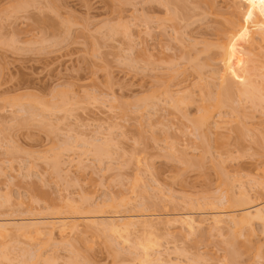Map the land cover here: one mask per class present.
<instances>
[{
  "label": "rangeland",
  "instance_id": "1",
  "mask_svg": "<svg viewBox=\"0 0 264 264\" xmlns=\"http://www.w3.org/2000/svg\"><path fill=\"white\" fill-rule=\"evenodd\" d=\"M262 10L255 0H0V223L201 220L237 211L227 201L240 190L251 198L243 208L264 205ZM224 20L237 30L246 22L256 42L237 33L228 61L220 29L234 25ZM242 77L263 97L241 94ZM225 86L232 101L204 122L202 104ZM209 221L193 232L162 224L152 254L171 264H264V235L234 244L230 225L217 231ZM80 229L8 233L0 264H141L142 233Z\"/></svg>",
  "mask_w": 264,
  "mask_h": 264
},
{
  "label": "bare ground",
  "instance_id": "2",
  "mask_svg": "<svg viewBox=\"0 0 264 264\" xmlns=\"http://www.w3.org/2000/svg\"><path fill=\"white\" fill-rule=\"evenodd\" d=\"M253 1V0H252ZM255 1H257L258 2V6H260L261 5V7H262V11H263V13H262V15H263V17H264V0H255ZM166 2V1H165ZM251 2V1H250ZM251 4H252V2H251ZM207 5H208V3H207ZM253 5V4H252ZM254 5H256V4H254ZM253 5V6H254ZM214 8V7H213ZM212 9V8H211ZM250 9V8H249ZM252 10V9H251ZM247 12H251V11H247ZM257 12V11H256ZM246 13V12H245ZM252 13H253V11H252ZM258 13V12H257ZM247 14V13H246ZM246 14H244V16H246ZM249 14H251V13H248V17H253L254 16V14H253V16H249ZM259 14V13H258ZM258 14H256L257 16H258ZM240 15H242V14H240ZM260 15V14H259ZM243 15L241 16V17H244ZM248 17H246V18H248ZM259 17H262L261 15L260 16H258V18ZM245 18V19H246ZM249 18V19H250ZM256 18V17H255ZM176 19V18H175ZM219 19V18H218ZM228 19V18H227ZM233 19V18H232ZM242 19V18H241ZM252 19V18H251ZM252 20H254V18L252 19ZM252 20H251V23H252ZM234 21V20H233ZM232 21V22H233ZM248 21V20H247ZM224 22H226L225 20H224ZM228 22L229 21H227L225 24L227 25V26H230V25H234V27H226L225 25H224V27H226V28H224L223 27V29H220L221 31H220V33H221V35L220 36H223L224 38H225V42H224V40L222 41L223 43H222V45L220 46V44H218L219 46V50H221V53L220 54H222L221 56L223 57V58H225L226 60L227 59H229V57H230V55H231V49H232V47H231V43H233L234 42V40L236 41V39L237 40H239L238 39V37H239V34L237 35V33H240L241 34V36L242 37H244L243 39L246 41V43H247V45L249 46V47H251L250 45L253 43L254 44V42H255V34H254V31H251V29H250V27L247 25V23H246V25H245V23H242V25L240 26V27H238L239 28V30H237V28L235 29V26H236V24L234 23H232V22H230L229 23V25H228ZM238 22V21H237ZM241 22H243V20L241 21ZM249 22V21H248ZM232 23V24H231ZM241 24V23H240ZM239 24V25H240ZM244 24V25H243ZM238 25V24H237ZM263 24H261V23H257V24H255L254 26H255V28H261V27H263L262 26ZM219 36V37H220ZM241 38V37H240ZM227 40V41H226ZM241 40V39H240ZM243 40V41H244ZM257 40V39H256ZM242 41V40H241ZM227 42V43H226ZM224 43H226V44H224ZM238 43H240L241 45H243L240 41L238 42ZM244 43V42H243ZM246 43H245V45L244 46H246V48H248L247 47V45H246ZM256 43V42H255ZM237 44V43H236ZM252 44V45H253ZM209 46L211 45V44H208ZM256 44H254V46H255ZM211 46H213V45H211ZM243 46V47H244ZM253 46V47H254ZM212 48V47H211ZM213 48H217L216 46L215 47H213ZM243 49V48H242ZM249 49V48H248ZM250 50V49H249ZM205 52V51H204ZM202 53V52H201ZM198 56V55H197ZM221 58V57H220ZM197 59V58H196ZM214 59V58H213ZM238 59V58H237ZM236 59V60H237ZM240 59V58H239ZM191 60V59H190ZM224 60V59H223ZM226 60H225V62H226ZM228 61V60H227ZM241 61H243V60H241ZM240 61V65H241V62ZM189 63V62H188ZM192 63V62H191ZM201 63V62H200ZM203 63V62H202ZM235 64V66H236V64L237 63H234ZM238 64V65H239ZM198 66V65H197ZM196 66V67H197ZM241 66H243V65H241ZM244 67V66H243ZM235 68H239V66L238 67H234V69ZM242 68V67H241ZM197 69V68H196ZM229 69V68H228ZM199 71H201V70H199ZM232 71V70H231ZM236 71V70H235ZM242 71V70H241ZM244 71V70H243ZM228 72V71H227ZM231 73V72H230ZM236 73V72H235ZM228 74V73H227ZM232 74V73H231ZM230 74V75H231ZM235 75V74H234ZM217 76V75H216ZM223 76H224V74H223ZM233 76V75H232ZM245 76V75H244ZM215 77V76H214ZM235 77V76H234ZM241 77V76H240ZM232 78V77H231ZM242 78H244V77H242ZM202 79V78H201ZM226 79V78H225ZM235 79V78H234ZM244 79H246V77L244 78ZM227 81H228V79H227ZM235 81V80H234ZM238 81V80H237ZM240 81V80H239ZM201 82V81H200ZM223 82H225V81H223ZM236 82V81H235ZM239 83V82H238ZM238 83H236V85L238 84ZM250 84V83H249ZM249 84H248V81H247V79L246 80H243V79H241V85L244 87V88H246V89H243L244 91L243 92H241V94H251V92L255 89V88H249L248 86H249ZM228 85H230V84H228ZM233 85V84H232ZM239 85H240V83H239ZM226 87V86H225ZM224 87V88H225ZM237 87V86H236ZM243 87H241V88H243ZM239 88H240V86H239ZM234 89V88H233ZM236 89V88H235ZM248 89V90H247ZM249 89H251V90H249ZM222 90H223V88H222ZM232 90V89H231ZM245 90H247V91H245ZM256 90V89H255ZM254 90V93H256L257 95H259L260 97H263V96H261L262 95V93H260V92H257V91H255ZM258 90V89H257ZM211 91V90H210ZM218 91V90H217ZM239 92H240V89L238 90ZM242 91V90H241ZM249 91V93H246V92H248ZM251 91V92H250ZM258 91H262V90H258ZM208 93V92H207ZM215 93V92H214ZM258 93H260V94H258ZM210 94V93H209ZM218 94V93H217ZM207 95V94H206ZM211 95V94H210ZM209 95V96H210ZM219 96L218 97H216V98H213L214 100H211L212 99V96H213V94H212V96L210 97L211 99L206 103L205 101V99L203 100L204 102H205V104L203 105L202 104V108L200 109V110H202V111H204V113L206 114V116H204V117H206L205 118V121L204 122H206L207 120H208V118H209V114H210V111H211V109H213V110H219L223 105H225L226 103L228 104V103H230V100H231V91H230V87H226L225 88V90L224 91H222L221 93H219L218 94ZM234 95V94H233ZM252 95H255V94H253L252 93ZM251 95V96H252ZM244 96H246V95H244ZM207 97V96H206ZM255 97V96H254ZM256 97H258V96H256ZM260 97H258V99L260 100ZM235 98H236V96H235ZM189 99V98H188ZM191 99V98H190ZM207 99V98H206ZM264 98H262L261 100H263ZM260 100V101H261ZM183 101V100H182ZM181 101V102H182ZM193 101V100H192ZM191 101V102H192ZM232 101V100H231ZM234 101V100H233ZM178 102H180V100L178 101ZM189 102H190V100H189ZM188 102V103H189ZM253 103H255L256 105L255 106H257L258 105V103H256V102H253ZM263 103H264V101H263ZM174 104V103H173ZM180 104V103H179ZM182 104V103H181ZM232 104V103H231ZM260 104V103H259ZM230 105V104H229ZM235 105V104H234ZM260 106V105H259ZM261 106H263L262 104H261ZM227 107V106H226ZM234 108V107H233ZM223 109V108H222ZM231 109V108H230ZM263 109H264V107H263ZM212 110V111H213ZM234 110V109H233ZM25 111V110H24ZM234 111H236V110H234ZM215 112V111H214ZM213 112V113H214ZM29 113V112H28ZM218 113V112H217ZM220 114V113H219ZM202 121V120H201ZM203 122V121H202ZM202 123V126H203V124L205 125V123ZM240 122V121H239ZM197 124V123H196ZM240 125H241V123H240ZM240 125H239V127H240ZM196 126V125H195ZM242 126V125H241ZM246 126V125H245ZM247 127V126H246ZM250 127V126H249ZM249 127H248V129H249ZM202 128V127H201ZM243 128V127H242ZM200 128H198V131H200L199 130ZM247 129V128H246ZM203 132V131H202ZM235 132V131H234ZM242 132L243 131H241V133H240V130H239V137H240V134H241V137L240 138H243L244 136H242V135H244L245 133H243L242 134ZM230 133H231V131H230ZM202 134V133H201ZM251 134V133H250ZM248 136V135H247ZM236 137V136H235ZM205 138V137H204ZM209 138V137H208ZM261 138V137H260ZM227 139H229V138H227ZM237 139H238V137H237ZM241 141H242V139H240ZM239 140V141H240ZM262 140V139H261ZM72 141V140H71ZM206 141V140H205ZM238 141V140H237ZM236 142V141H235ZM257 142V141H256ZM238 143H240V142H238ZM243 143V142H242ZM258 143H259V141H258ZM224 145V144H223ZM260 145V144H259ZM264 145V144H263ZM260 147H261V145H260ZM264 147V146H263ZM226 148V147H225ZM264 150V149H263ZM58 157V156H57ZM54 166V165H53ZM58 166H59V164H58ZM57 166V167H58ZM55 168H56V166H55ZM139 179V178H138ZM139 181V180H138ZM138 181H137V183H138ZM136 183V184H137ZM261 184V183H260ZM260 186V185H259ZM229 191V190H228ZM233 191V190H232ZM235 191H233V194H232V196H229L228 198H229V200L227 201L228 202V205L229 206H227V207H229V208H231V207H233L234 209L235 208H239L237 211H235V212H230V213H227V212H225V211H227V210H225V211H219V212H217V213H215V214H210L209 216L210 217H204L203 219L201 218V220L199 219H197L196 217H195V214L193 215V214H191V213H186V214H183V215H181V216H175L174 218H170V217H168V218H170V219H168L167 218V220L166 221H162V220H160V219H155L154 221H149L150 220V218L148 219V216H145V215H132V216H129V217H127V218H125V219H120V220H118V217H108L110 220H106V221H98V218L97 217H80L79 218V220L78 221H70V220H68V218H60V217H56V218H54V219H52L50 222L48 221H40V219L39 220H37V218L36 219H32V220H22L20 223L18 222V223H16L14 220H13V222H12V220L11 221H7V222H1L0 223V238L2 237V236H9V235H7L8 233H10V235L12 236L13 234L15 235V236H18V235H20V236H22V237H28L29 239L30 238H39V237H42V236H49L50 238H52L53 236H54V233H55V231H58V233H56V234H58L60 237H63V236H65V235H68V234H77V233H79L80 231H81V227H84V228H87V229H89V228H92V229H96L97 231H99V232H102V233H104V234H109V235H113V236H115L116 238H120V239H127L126 237L128 236H130L131 234H133V233H142L143 235V237L145 236V238H147V240L145 241V243H143V244H140V248H141V250H142V254H139V257L141 256V260L140 261H142V262H140L141 264L142 263H145V264H171V262H169L168 260H166V258H164L165 256H163V254L162 253H160L159 251H157L158 252V254L156 255V254H154V255H156V256H154L152 253H153V250L156 248V247H159V243L157 244V239H158V237H157V235H159V233H161V229L163 228L162 227V224L163 225H167V226H171V227H173V226H179V227H181V229H187V230H189L190 232H193L196 228H200V227H202V225L204 224V222H206L207 220L209 221V219H211V221L213 222V226H215V228H216V230H217V228H219L220 230H221V227H224V225H225V227L226 226H228V225H230L231 226V228L233 229H231L230 228V230L234 233V234H232V232H231V237H232V242L234 241V244L236 243L235 241L241 236V237H243L244 238V244L246 245V242L247 243H251L254 239H256V238H258V237H260L261 235H264V205H253V206H251V207H245V208H243V206H245L247 203H249V201H250V199H249V197H248V195H247V193L245 192V191H243V190H240V191H238L237 192V194L239 193V195H237L236 193H234ZM229 193V192H228ZM230 193H231V191H230ZM227 194V193H226ZM230 195V194H229ZM237 195V196H236ZM250 196V195H249ZM227 198V197H226ZM82 199V198H81ZM86 199H87V197H86ZM83 199L84 201H86V202H88L89 201V199ZM218 199V198H217ZM222 199H223V197H222ZM225 200H227V199H225ZM83 201V202H84ZM192 201V200H191ZM221 201V202H220ZM85 202V203H86ZM193 202V201H192ZM217 202H220L219 204L220 205H222V207H224L225 206V203H223L222 202V200H220V197H219V199L217 200ZM216 202V203H217ZM227 202H226V204H227ZM84 203V204H85ZM119 203V202H118ZM214 203V202H213ZM216 203H215V205H216ZM73 204V203H72ZM87 204V203H86ZM121 204V203H120ZM189 204V203H188ZM199 204V203H198ZM198 204H196L197 206H198ZM218 204V203H217ZM70 205V204H69ZM75 205V204H74ZM79 205V204H78ZM141 205V204H140ZM144 205V204H143ZM195 205V204H194ZM200 205H202V204H200ZM219 205V206H220ZM247 205H249V204H247ZM190 206H193L191 203H190ZM218 206V205H217ZM219 206H218V209H219ZM71 207V206H70ZM73 207H75V206H73ZM88 207H90V206H88ZM199 208H200V206H198ZM242 207V209H240ZM68 208V207H67ZM78 208V212L79 211H81L80 209H79V207H76L75 209H77ZM97 208H99V207H97ZM96 208V209H97ZM202 208H204V207H202ZM221 208V207H220ZM228 208V209H229ZM71 209V208H70ZM201 209V208H200ZM199 209V210H200ZM227 209V208H226ZM87 210V209H86ZM193 210V209H192ZM215 210H217V209H215ZM234 211V210H233ZM77 212V211H76ZM82 212V211H81ZM80 212V213H81ZM94 212V211H93ZM96 212V211H95ZM86 213H88L89 214V212H87L86 211ZM100 213V212H99ZM78 215H80V214H78ZM86 215V214H85ZM90 215V214H89ZM208 215V214H207ZM199 216V215H198ZM155 217V216H154ZM100 218H103V217H100ZM78 219V218H77ZM164 220V219H163ZM211 221H209L210 223H211ZM207 223V222H206ZM213 226H212V228H211V230L213 229ZM162 227V228H161ZM224 227V228H225ZM214 228V229H215ZM227 228V227H226ZM219 229L217 230V231H219ZM229 229V228H228ZM163 230V229H162ZM197 230V229H196ZM159 232V233H158ZM12 233V234H11ZM158 233V234H157ZM229 234H230V232H229ZM5 236V237H6ZM4 237V238H5ZM242 238V239H243ZM156 239V240H155ZM117 240V239H116ZM128 240V239H127ZM232 242H230L229 243V245L232 243ZM112 243V242H111ZM233 243H232V245H234ZM242 244V243H241ZM110 245V244H109ZM113 246V245H112ZM112 246H110V247H112ZM119 246V245H118ZM155 247V248H154ZM154 248V249H153ZM114 249V248H113ZM150 249L152 250L151 252H150ZM232 249V248H231ZM258 249V248H257ZM117 250V249H116ZM113 251H115V250H113ZM232 251H234V250H232ZM259 251V250H258ZM230 252H231V250H230ZM234 252H236V251H234ZM119 253V252H118ZM261 253V252H260ZM230 254H232V253H230ZM229 254V255H230ZM228 255V254H227ZM30 256V255H29ZM154 256V257H153ZM232 256H234L233 254H232ZM230 259V258H229ZM233 259V258H232ZM231 259V260H232ZM28 260H27V258H26V262H27ZM25 262V263H26ZM173 264H175V263H173ZM179 264H181V263H179Z\"/></svg>",
  "mask_w": 264,
  "mask_h": 264
}]
</instances>
